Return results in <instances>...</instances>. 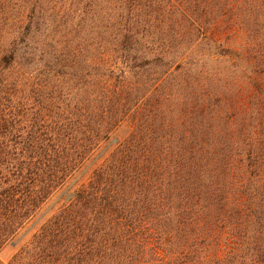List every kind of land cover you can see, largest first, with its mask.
Here are the masks:
<instances>
[{
	"label": "trees",
	"instance_id": "1",
	"mask_svg": "<svg viewBox=\"0 0 264 264\" xmlns=\"http://www.w3.org/2000/svg\"><path fill=\"white\" fill-rule=\"evenodd\" d=\"M15 241L0 264H264V0H0Z\"/></svg>",
	"mask_w": 264,
	"mask_h": 264
},
{
	"label": "rangeland",
	"instance_id": "2",
	"mask_svg": "<svg viewBox=\"0 0 264 264\" xmlns=\"http://www.w3.org/2000/svg\"><path fill=\"white\" fill-rule=\"evenodd\" d=\"M109 58V56H108ZM114 61H111L112 63V67L115 71H119V69H126V66L123 65V63H121L120 60L117 59H113ZM107 62L109 63V60H107ZM146 70H148V68H145ZM151 70V67H150ZM121 133V132H120ZM114 141V140H113ZM87 168V166H86ZM85 168V169H86ZM83 169L82 171H80L78 174H75L71 179L67 180L66 183L64 184V186L62 187V189H60L59 191L55 192L50 199L42 206L41 210L39 211L38 215L32 220V222L27 225L24 229H22L20 231V233L18 234L19 237H23L26 232L40 219H45L46 217L50 216L52 213H54L57 209V207L59 206V204L62 203L63 199H65V197H68L70 195V193L74 190L76 184L74 185V183L77 182H81L84 181L82 179H84L87 175V173H85L81 178L80 175L84 172ZM15 242H11L8 245H5L1 251H0V260L7 262L9 261L10 257L12 256V254L15 251V248L12 247L13 245H15Z\"/></svg>",
	"mask_w": 264,
	"mask_h": 264
}]
</instances>
